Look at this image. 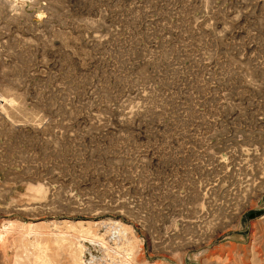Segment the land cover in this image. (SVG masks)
I'll return each mask as SVG.
<instances>
[{"label": "rangeland", "instance_id": "1", "mask_svg": "<svg viewBox=\"0 0 264 264\" xmlns=\"http://www.w3.org/2000/svg\"><path fill=\"white\" fill-rule=\"evenodd\" d=\"M0 264H264V0H0Z\"/></svg>", "mask_w": 264, "mask_h": 264}, {"label": "bare ground", "instance_id": "2", "mask_svg": "<svg viewBox=\"0 0 264 264\" xmlns=\"http://www.w3.org/2000/svg\"><path fill=\"white\" fill-rule=\"evenodd\" d=\"M116 229H118V230H120V229L123 230V231L121 232V234H125V232H126V231L123 229V226H121V225L117 226ZM125 252H128V253H129L130 250H122L121 254H124ZM127 256H129V255L127 254ZM127 262H129V260H127Z\"/></svg>", "mask_w": 264, "mask_h": 264}, {"label": "built area", "instance_id": "3", "mask_svg": "<svg viewBox=\"0 0 264 264\" xmlns=\"http://www.w3.org/2000/svg\"><path fill=\"white\" fill-rule=\"evenodd\" d=\"M11 1V0H10Z\"/></svg>", "mask_w": 264, "mask_h": 264}]
</instances>
